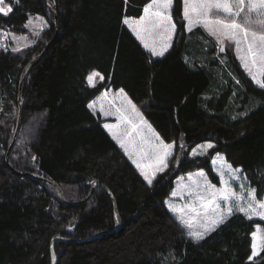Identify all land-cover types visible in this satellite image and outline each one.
Returning a JSON list of instances; mask_svg holds the SVG:
<instances>
[{
	"label": "trees",
	"instance_id": "1",
	"mask_svg": "<svg viewBox=\"0 0 264 264\" xmlns=\"http://www.w3.org/2000/svg\"><path fill=\"white\" fill-rule=\"evenodd\" d=\"M150 2L13 0V12L0 14L6 33L30 34L25 25L31 16L47 24L31 46L18 52L0 48V264H53L56 238L72 241L54 243L57 264H264V252L249 259L252 233L257 225L264 229V221L235 212L197 243L166 203L179 177L189 173L204 170L219 184L212 166L217 155L242 169L248 185L264 198V89L229 44L231 68L222 69L218 87L225 94L202 107L217 77L210 65L224 68L222 56L210 58L208 66L195 64L196 69L186 61L192 32L182 19L183 0H174L172 8L177 32L171 49L153 56L123 24L125 18L142 17ZM54 13L59 35L24 83L22 127L8 165L20 118V83L56 35ZM249 16L247 27L259 33V16ZM196 30L216 48L202 27ZM94 71L103 80L96 78L91 86L87 76ZM235 84L242 90L236 97L248 95L252 101L246 104L259 107L234 120L211 112L214 103L226 102ZM109 89H123L160 137L175 144L168 168L150 186L106 130L103 116L88 107ZM207 141L214 143L208 154L191 158L192 150ZM41 178L60 187L72 203L87 199L96 187L87 202L68 206L57 187ZM106 187L117 202L116 233L115 206ZM103 232L110 233L87 241Z\"/></svg>",
	"mask_w": 264,
	"mask_h": 264
},
{
	"label": "snow or ice",
	"instance_id": "2",
	"mask_svg": "<svg viewBox=\"0 0 264 264\" xmlns=\"http://www.w3.org/2000/svg\"><path fill=\"white\" fill-rule=\"evenodd\" d=\"M12 2L13 0H8V2L0 0V14L8 16L12 13L13 7L10 6ZM14 3L19 4L20 0H14ZM173 5L174 0H151L143 8L142 18L138 20L123 19V24L136 34L143 47L155 57L164 55L171 46L169 41L177 32V24L173 21L171 12ZM221 12L224 13L223 18L218 15ZM251 12L264 17V0H183L182 19L187 22L186 30L188 32L192 31L194 25L203 27L210 36L215 38L222 53L226 51L225 40L231 41L236 47V53L244 69L255 84L264 89V79L261 78L264 77V19L260 21L259 34L257 31L250 30L247 25L251 19L249 16ZM241 14H244L242 22ZM40 19L43 20V18ZM32 23V20H29L25 26H31ZM181 28L184 29L183 24H181ZM0 48L6 50L3 40H0ZM20 50L19 47L12 49L13 52ZM253 68L257 70L256 73H253ZM97 77L103 80L100 72L94 71L89 74L87 76L89 85L95 86ZM121 96L124 104L115 108V115L120 124L115 126L105 124V128L112 133L113 139L129 156V159L133 156L136 157L133 163L150 186L156 174L168 168L175 144L165 143L152 130L151 125H148L147 121L143 119L136 104L124 94L123 89H121ZM94 105L95 102L89 104L88 107L93 108ZM100 110L105 112V115L109 114L103 106ZM121 126H123L122 130ZM213 147L212 144L206 146L207 149ZM212 164L218 165L217 175L219 183L223 187L217 188L207 179L203 171L196 174L203 178L202 181L194 180L192 176H189L188 179L192 180V185L182 186V191H186L190 197H195L191 203L180 209V213L182 222L188 228H191V218L187 221L183 220L185 208L194 217L200 218L201 230L189 233L197 243L225 224L234 211L243 213L250 220L253 217H258L259 221H264V199L258 198L256 189L248 186L247 199H245L244 195L234 191L233 185L230 183V181L241 179L242 169L233 168L219 156L212 160ZM239 187L243 192L246 186L241 183ZM178 195H181V191L173 193V196ZM251 250L250 260L260 257L264 252V229H261L259 225H257L256 232L252 233Z\"/></svg>",
	"mask_w": 264,
	"mask_h": 264
},
{
	"label": "rangeland",
	"instance_id": "3",
	"mask_svg": "<svg viewBox=\"0 0 264 264\" xmlns=\"http://www.w3.org/2000/svg\"><path fill=\"white\" fill-rule=\"evenodd\" d=\"M171 12H172V10H171ZM246 12H247V9H246ZM253 13H255V12H251V13H249V15H252ZM243 15L244 14H241V17ZM255 15H257V13H255ZM257 16H259V15H257ZM142 17H140V18H142ZM40 18L41 17H36V16H31L30 17L29 20H32L33 23H32L31 26H29L30 34H27V35H18V34H15V33H6V32H4L3 30L0 29V40H3L4 41V45L6 47H8V49H10V50H12L13 48H16V47H19L22 50V49H25V48L31 46L32 44H34V41L36 40L38 35L42 32V30L47 27V24H46L45 20L44 19L41 20ZM140 18H129L128 17V19H134V20H138ZM221 18H223V17L221 16ZM258 18H259V21L264 19V17H262V16H259ZM173 21H174V19H173ZM198 27H201V26L200 25H194L193 28H192V31H191L192 33L189 36V45H188V48H187V54L185 56L186 61L189 63V65L191 67L196 69L197 67L195 66V64H199L201 66H208V65H210L211 61H213V60H210V58H214L215 56H220L221 55L222 57H220V58L222 60V66H224V68H223V67H219V66L210 65L211 73L213 75L217 76V77L212 79V84H211V86L209 88V93L206 94L204 96V98L202 99V103H201L202 107L206 108V107H209V105H207L208 104L207 101H210L213 98H219V97L221 98L222 95L225 94V93H220L219 90H218V87L220 86L221 82L224 81V80L221 81V77L224 78V72H223L224 70H222V69H226L227 72H228V66L231 68V65L229 63L227 51H225L223 53L220 52V50H219L220 45L215 41L214 37L210 36L208 34V32H206L211 37V39L214 40V42H215L214 44L216 45V48H214L213 44H212V41L210 39H206V38H204L202 35H200L198 33V31L196 30ZM13 37H15V39H13ZM174 38H175V35H174L173 39L171 41H169L171 46L164 53V55L171 49L173 41H174ZM139 41H140V39H139ZM229 44H233V43L231 41L225 40V42H224L225 49H226L227 45H229ZM233 46H234L235 55L238 58V55L236 53V47H235L234 44H233ZM238 60H239V58H238ZM252 71H253V73H256L257 70L255 68H253ZM261 78L264 79V77H261ZM98 79H100V78H98ZM236 91H238L239 93L242 94V90L238 89L237 85L235 84L234 91L230 95H228V98L226 99V102L214 103L213 104L214 108H212V109L209 108L210 111L214 112V113H217L219 115H225L226 117L229 116L230 119L234 120V119H239V118H242V117L246 116L247 112L255 110L256 108L259 107V104L255 103V102L251 103L250 105L249 104L247 105L246 102L252 101V98H250V96H248V95H244V96L242 95L243 96L242 99L240 98V96L236 97ZM94 102H95V105L92 108V110L94 112H99L103 116V118L106 120L105 124L113 125V126L120 124V121L117 119V116L115 115V108L116 107H120L122 104H124V100H123V98L121 96V91L106 90ZM223 103H225V106H223ZM101 106H103L104 110L109 113L108 115H105V112H102L100 110ZM140 114L142 115L143 119L145 121H147L144 118V116L141 113V111H140ZM147 124L151 125L148 121H147ZM17 127H18V125H17ZM21 127H22V125H21ZM151 128H152V130H154V132L156 134H158L156 132V130L152 127V125H151ZM122 129H123V126H121V130ZM106 130L112 136V133L107 128H106ZM18 137H19V135H18ZM165 143H167V142H165ZM208 144H212L214 146V143L212 141H207V142H204L202 144H199L198 146H196L192 150V152L190 154L191 158L201 157L203 155H207L209 150H210V149L206 148V146ZM174 150H175V148L173 149V153H174ZM193 153H196V155H193ZM217 156H219L220 158H222L224 161L227 162V160L224 157V155H217ZM217 156H215L213 159H216ZM131 159H132V163H133V160H135L136 157L133 156ZM212 166L214 168L215 174L217 175L218 165H213L212 164ZM200 171H203L205 173V176L207 177V179L211 181V179L209 178V176L207 175V173L204 170H198V171H195L193 173H189V174H187L185 176H181L176 181L175 188L173 189L170 198L166 202L168 208L170 209V211L173 212L179 218L181 223L188 229L189 233L191 231L201 230L200 229V222L201 221H200V218L194 217L193 214L188 212L187 209L185 208V212L183 213V220L187 221V220H189L191 218V228H188L185 225V223L182 222L180 209L184 208L185 205L191 203L195 199L194 196H191V197L188 196L186 191H182V186H191L192 185V180L188 179L189 176H192L194 180L202 181L203 178L202 177H198L196 175ZM162 172H158L156 174V176L158 174L162 173ZM227 175L228 174L226 173V176ZM217 177H218V180H219V176L218 175H217ZM244 177H245L244 174L241 173V179L239 181H230V183L233 185V189H234V191L237 194H242V195L245 196V199H247V189H248L249 185H248L247 180L244 179ZM241 183H243L246 186L245 190L243 192H241V189L239 187V184H241ZM213 184H215V183H213ZM215 185L217 186V188L223 187V185H221L220 183L219 184H215ZM177 191H181V195L173 196V193L177 192ZM235 212L236 211H234V213ZM253 218H257L258 219V217H253ZM258 235H259V233H258Z\"/></svg>",
	"mask_w": 264,
	"mask_h": 264
},
{
	"label": "water",
	"instance_id": "4",
	"mask_svg": "<svg viewBox=\"0 0 264 264\" xmlns=\"http://www.w3.org/2000/svg\"><path fill=\"white\" fill-rule=\"evenodd\" d=\"M47 2V0H45ZM54 16H55V26H56V35L54 37V39L46 46L45 50L43 51V53L36 59V61H34L33 63H31L28 68H27V72L24 76V78L21 80V83H20V88H19V105H20V118H19V123H18V127H17V130H16V133H15V137H14V140L7 152V157H6V161H7V164H9V159H10V155H11V152L16 144V141L18 139V135H19V132H20V129H21V125H22V119H23V92H24V83L25 81L27 80V78L29 77V74L30 72L32 71V69L37 65L39 64V62L43 59V57L46 55V53L48 52L50 46L52 45V43L56 40V38L58 37L59 35V28H58V18H57V14L54 13ZM17 174L19 175H22V176H31V177H37V178H40L36 175H33V174H26V173H19V172H16ZM44 182L48 183L49 185H52V186H56L55 183L53 182H50L44 178H41ZM57 187V186H56ZM95 187H96V184L93 186V189L91 191V194L89 195V197L83 201H79V202H68L65 200V197H64V194H63V191L60 187H57V191H58V195L60 196V198L65 202L66 205L68 206H74V205H78V204H81V203H84V202H87L94 190H95ZM106 190L108 191L110 197L112 198L113 202H114V206H115V217H116V228L115 230L112 232V233H116L119 229V222L117 220V216H118V208H117V202H116V199H115V196L112 194V192L106 187ZM110 232H103V233H99L98 235L94 236L93 238L91 239H88L87 241H91V240H94V239H97L98 237L100 236H103L105 234H109ZM57 241H68V242H72L71 240H66V239H63V238H56L52 241V245H51V250H52V257H53V264H57V259H56V256L54 254V250H53V245L55 242Z\"/></svg>",
	"mask_w": 264,
	"mask_h": 264
},
{
	"label": "crops",
	"instance_id": "5",
	"mask_svg": "<svg viewBox=\"0 0 264 264\" xmlns=\"http://www.w3.org/2000/svg\"><path fill=\"white\" fill-rule=\"evenodd\" d=\"M144 14V13H143ZM130 29V28H129ZM131 30V29H130ZM132 31V30H131ZM133 32V31H132ZM207 32V31H206ZM133 34H134V32H133ZM259 34V33H258ZM135 35V34H134ZM136 36V35H135ZM138 39V38H137ZM139 40V39H138ZM143 45V44H142ZM109 90H111V89H109ZM106 91V90H105ZM104 91V92H105ZM113 91V90H112ZM131 161H132V159H131ZM134 164V163H133ZM135 165V164H134ZM136 166V165H135Z\"/></svg>",
	"mask_w": 264,
	"mask_h": 264
}]
</instances>
